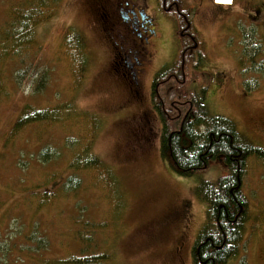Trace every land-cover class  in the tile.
I'll use <instances>...</instances> for the list:
<instances>
[{
  "label": "rangeland",
  "instance_id": "rangeland-1",
  "mask_svg": "<svg viewBox=\"0 0 264 264\" xmlns=\"http://www.w3.org/2000/svg\"><path fill=\"white\" fill-rule=\"evenodd\" d=\"M43 1L39 22L22 39L26 42L2 37L13 12L35 14L33 3ZM191 3H198L191 17L199 49L183 57L177 80L170 76L159 83L165 117L176 115L168 102L177 100L183 115L184 101L177 97L202 96L210 116L230 119L264 149V72L252 67L264 61L261 26L257 38L262 37L263 52L245 59L241 71L236 61L245 47L239 38L251 29L241 7L261 4L264 11V0H233L223 9L214 0ZM147 12H157V51L137 100L135 88L112 70L113 48L97 0H0V264H61L75 252L84 220L101 228L95 252L108 254L111 264H191L190 245L207 209L196 187L226 173L218 156L207 168L178 176L159 154L161 121L154 114L138 117L147 106L154 68L169 74L183 46L174 39L169 16L152 7ZM71 35L81 37L75 48ZM24 105L51 117L9 137ZM171 125L176 130L174 121ZM43 148L54 156L38 159ZM89 158L98 165H86ZM80 166L77 175L74 169ZM74 176L75 187L66 188L67 178ZM241 191L247 216L238 254L227 264H264V162L247 160ZM179 241L184 254L178 258Z\"/></svg>",
  "mask_w": 264,
  "mask_h": 264
},
{
  "label": "trees",
  "instance_id": "trees-1",
  "mask_svg": "<svg viewBox=\"0 0 264 264\" xmlns=\"http://www.w3.org/2000/svg\"><path fill=\"white\" fill-rule=\"evenodd\" d=\"M35 4L33 3V6L37 7V10H34L35 14L28 13L30 10H26L24 12L15 11L10 15L13 18L10 17L4 24L2 32L4 39L26 42L22 39L26 38L37 25L35 23L39 22L37 19L41 15L37 14L38 10L41 8L42 12V7L46 3L43 1ZM31 14L35 15L34 18ZM80 38V36L71 35L69 41L73 40V43H69L70 47L75 48L81 42ZM64 39L66 40V35ZM250 54V59H253L255 53ZM180 63L181 61L178 60L177 69ZM237 63L240 68L243 64L245 65L244 60H238ZM255 63L256 61L252 63V67H256ZM258 64L264 66V61H260ZM164 75L166 76L167 73L161 72L155 81ZM179 98L183 101L191 99L194 120H176V122L175 120H160L162 130L159 136V154L170 169L180 177L191 176L195 172L207 168L216 157H222L226 174L214 182L202 181L196 187V195L206 204L207 209L205 221L198 231V239L192 249L191 263L227 264L230 258L238 254L239 243L243 236L242 226L246 221L247 199L243 196L241 187H234L237 174L242 178L241 171L246 167L249 158H256L264 162V149L252 144L239 133L234 122L230 119L222 116H210L202 103V96H193L187 99L184 96L177 97V99ZM50 117L45 110L24 105L12 123L8 136H15L29 123L48 120ZM172 121L175 126L177 124L176 130H170L173 127ZM53 154L54 152L43 148L42 151H39L40 158L38 159L47 161L54 156ZM84 163L89 167L98 165L96 158H89ZM83 166L74 169L77 175H79L78 170ZM77 179L75 176L68 177L64 186L74 188L78 182ZM240 207H242L241 212L239 211ZM82 228L85 231H78L79 244L75 252H71L62 260L61 264H111L108 254L95 252L98 247L95 245L96 232L101 228L95 227V224L88 220H84ZM93 239L94 245H92Z\"/></svg>",
  "mask_w": 264,
  "mask_h": 264
},
{
  "label": "flooded vegetation",
  "instance_id": "flooded-vegetation-1",
  "mask_svg": "<svg viewBox=\"0 0 264 264\" xmlns=\"http://www.w3.org/2000/svg\"><path fill=\"white\" fill-rule=\"evenodd\" d=\"M191 1L194 0H97V4L99 5L98 17L100 22H104V24L108 26V29L105 26V36L107 37L113 48V60L111 65L112 70L115 74H118L121 79H125V81L128 82V87L130 89H133V87L135 88L133 97L136 99L138 96L137 100H140L141 97H139V90L142 86H144V84L142 83L144 81L143 79L146 76L147 68L153 67L152 65L155 61V55L157 51L156 41L158 37V30L156 31V26L159 25L156 21L157 9L162 11L164 15L169 16V18H171V22L175 23L171 27L172 34L174 35V39L176 38V41L178 39L180 44L182 42L181 45L183 46H181V63L178 69L177 65L170 66V68H172V71H170V73L166 76L164 75L162 78H160L159 81H155L157 75L163 72L164 68L162 67L158 70L154 68L146 89L147 106L144 107L143 112L138 115L141 120H147L148 117L152 116L153 114L158 118V120H194L192 116L194 114V111H192L193 103L188 99L184 102H181V105H183V108H185L183 115V109L177 106V100L168 102L172 110L175 111L176 115L166 118L165 114L167 113L165 112V101L162 100L157 88L159 83H163L165 80H167V77L169 78L170 76H174V78L177 80V70L178 72H183L184 70L183 57H185L186 55L190 56L192 55V53L196 52L197 49H199L198 43L192 31L191 17L193 15L192 13H194L192 11L197 8L198 3L192 4ZM204 1L205 0H200L201 3H203ZM236 1L239 0H235V2ZM232 6L233 4L230 7ZM151 7L155 9L156 13H154V15H151L147 12ZM216 7L217 9H220L222 7L221 9H223L227 6ZM240 12L244 17L245 22H248V28L250 27L251 29H248V31L244 33L245 35L239 38L240 40L238 42L245 46L244 50L246 49V52L243 51V54H236V56L238 57L236 61L250 59V53H255V55L253 56L255 58L263 52L262 37H258L261 42H259L257 38V34H259L260 31V26L263 28L262 31L264 30V27L262 26V23L264 24V11L262 5H253L246 11L244 7H241ZM225 14L229 15L227 13ZM238 28L240 27L238 26ZM237 32L241 34L243 30L238 29ZM164 39H166V37ZM165 42L166 41H164L163 43ZM250 48L252 50H248ZM188 50H191V52L188 53ZM195 56L197 58V55ZM198 57L203 58L201 52L198 54ZM256 64L259 65L258 62H256ZM254 70L257 72H264V66L260 64L258 68L256 66ZM180 116L181 118L179 119ZM133 118L135 119V117ZM224 172L226 173L225 165ZM241 174L242 178H240L237 174V181L234 187H241L242 179L246 174V167L243 169V171H241ZM243 196L245 197L244 194ZM239 211H242V207L239 208ZM180 215L181 212L178 211L177 220L179 219ZM198 231L196 232L194 239L192 240L190 245V261L192 249L198 239ZM176 251L177 257L183 256V242H178Z\"/></svg>",
  "mask_w": 264,
  "mask_h": 264
},
{
  "label": "bare ground",
  "instance_id": "bare-ground-1",
  "mask_svg": "<svg viewBox=\"0 0 264 264\" xmlns=\"http://www.w3.org/2000/svg\"><path fill=\"white\" fill-rule=\"evenodd\" d=\"M216 2L221 3V4H228L229 0H216Z\"/></svg>",
  "mask_w": 264,
  "mask_h": 264
}]
</instances>
